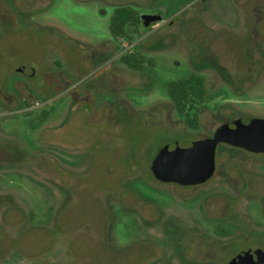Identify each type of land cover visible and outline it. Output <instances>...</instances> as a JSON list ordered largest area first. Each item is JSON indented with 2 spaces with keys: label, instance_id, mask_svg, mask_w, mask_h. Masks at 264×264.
<instances>
[{
  "label": "rangeland",
  "instance_id": "1",
  "mask_svg": "<svg viewBox=\"0 0 264 264\" xmlns=\"http://www.w3.org/2000/svg\"><path fill=\"white\" fill-rule=\"evenodd\" d=\"M233 1L0 0V264H227L264 248V153L221 143L190 186L146 166L264 117V0ZM121 5L163 19L114 39ZM191 72L208 88L198 128L168 93ZM132 146L144 163L126 174Z\"/></svg>",
  "mask_w": 264,
  "mask_h": 264
},
{
  "label": "water",
  "instance_id": "2",
  "mask_svg": "<svg viewBox=\"0 0 264 264\" xmlns=\"http://www.w3.org/2000/svg\"><path fill=\"white\" fill-rule=\"evenodd\" d=\"M160 13L141 15L144 26L160 21ZM226 143L250 152L264 153V118H242L220 125L213 136L198 139L188 147L163 145L153 157L150 170L156 180L183 186L199 185L215 174L218 145ZM227 264H264V249H248L233 256Z\"/></svg>",
  "mask_w": 264,
  "mask_h": 264
},
{
  "label": "trees",
  "instance_id": "3",
  "mask_svg": "<svg viewBox=\"0 0 264 264\" xmlns=\"http://www.w3.org/2000/svg\"><path fill=\"white\" fill-rule=\"evenodd\" d=\"M235 1L236 0L233 2ZM247 1L250 2V0H241V2H243L245 5L248 4ZM250 5L252 4L249 3L248 7H250ZM254 6L255 5L252 6V10ZM156 22L158 21L151 23L149 26L155 24ZM132 23H142L141 16L138 14L136 9L130 5H121L116 7L115 12L111 17L109 26L112 37L114 39L127 37L128 26ZM197 26L198 28L203 27V25ZM122 60L133 69L141 70L144 67L145 59L137 52L126 53L122 56ZM207 91L208 88L206 79L197 72H191L188 76L173 80L168 84V93L174 103L176 111L185 118L190 127L198 128L199 126V112L205 105ZM140 149L141 148L135 146L129 147L127 149L125 165L126 174L132 170L134 165H143L144 157L140 154ZM157 151L158 149L155 148L154 152L149 157L146 166L147 164L149 166V162L156 155ZM149 173L152 178H154L152 173ZM154 180L156 179L154 178Z\"/></svg>",
  "mask_w": 264,
  "mask_h": 264
},
{
  "label": "flooded vegetation",
  "instance_id": "4",
  "mask_svg": "<svg viewBox=\"0 0 264 264\" xmlns=\"http://www.w3.org/2000/svg\"><path fill=\"white\" fill-rule=\"evenodd\" d=\"M117 7H118V6H117ZM238 118H241V117H238ZM252 118H253V117H252ZM260 118H262V117H260ZM263 118H264V117H263ZM235 119H237V118H235ZM233 120H234V119H233ZM230 121H232V120H230ZM230 121H228V122H230ZM228 122H225V123H228ZM225 123H223V124H225ZM221 125H222V124H221ZM218 127H219V126H218ZM218 127H217V128H218ZM217 128H216V129H217ZM215 131H216V130H215ZM215 131H214V132H215ZM213 134H214V133H213ZM213 134H212V136H213ZM219 145H220V144H219ZM219 145H218V146H219ZM228 145H229V144H228ZM230 146H231V145H230ZM232 147H234V146H232ZM236 148H238V147H236ZM253 153H255V152H253ZM216 155H217V154H216ZM216 169H217V168H216ZM258 248L264 249V248H262V247H256V248H252V249H258ZM248 249H250V248H248ZM248 249H242L240 252H242L243 250H248ZM240 252H238V253H240ZM238 253H237V254H238ZM235 255H236V254H235ZM235 255H234V256H235Z\"/></svg>",
  "mask_w": 264,
  "mask_h": 264
},
{
  "label": "built area",
  "instance_id": "5",
  "mask_svg": "<svg viewBox=\"0 0 264 264\" xmlns=\"http://www.w3.org/2000/svg\"><path fill=\"white\" fill-rule=\"evenodd\" d=\"M154 26H155V25L153 24V25H151V26H149V27H150V28H155Z\"/></svg>",
  "mask_w": 264,
  "mask_h": 264
}]
</instances>
